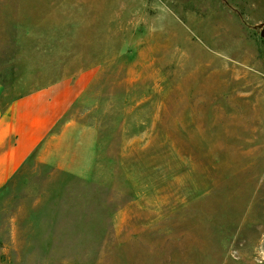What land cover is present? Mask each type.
Returning a JSON list of instances; mask_svg holds the SVG:
<instances>
[{"label":"rangeland","instance_id":"rangeland-1","mask_svg":"<svg viewBox=\"0 0 264 264\" xmlns=\"http://www.w3.org/2000/svg\"><path fill=\"white\" fill-rule=\"evenodd\" d=\"M34 67L97 75L0 193V264H264V0H0L4 93Z\"/></svg>","mask_w":264,"mask_h":264},{"label":"crops","instance_id":"crops-1","mask_svg":"<svg viewBox=\"0 0 264 264\" xmlns=\"http://www.w3.org/2000/svg\"><path fill=\"white\" fill-rule=\"evenodd\" d=\"M34 67L28 91L6 94L0 84V193L88 90L97 72L86 69L52 78ZM40 77L41 84L33 79ZM42 75V76H41Z\"/></svg>","mask_w":264,"mask_h":264}]
</instances>
